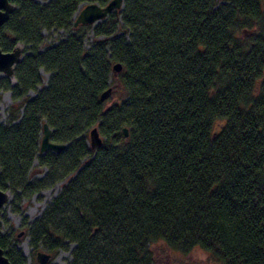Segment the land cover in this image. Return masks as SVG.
Listing matches in <instances>:
<instances>
[{"label":"trees","instance_id":"trees-1","mask_svg":"<svg viewBox=\"0 0 264 264\" xmlns=\"http://www.w3.org/2000/svg\"><path fill=\"white\" fill-rule=\"evenodd\" d=\"M9 1L0 48L23 50L14 84L0 74L11 101L0 189L30 199L66 180L28 225L30 247L73 244L68 264H154L162 242L264 264V0H123L76 28L79 8L109 0ZM55 30L65 37L46 45L42 32ZM116 85L125 97L106 107L100 94ZM44 122L65 149L38 155ZM35 160L46 172L30 181ZM0 248L26 263L1 233Z\"/></svg>","mask_w":264,"mask_h":264},{"label":"rangeland","instance_id":"rangeland-1","mask_svg":"<svg viewBox=\"0 0 264 264\" xmlns=\"http://www.w3.org/2000/svg\"><path fill=\"white\" fill-rule=\"evenodd\" d=\"M39 4H46L49 0H34ZM46 45H52L62 40L65 33L61 30L46 32L43 31ZM82 42L85 49H88L92 43V30L86 29L82 34ZM23 50V46L19 45ZM42 86L45 85L47 75L40 71ZM12 84L14 81L12 80ZM110 96L105 100V106L108 107L112 103L119 102L125 95L122 89L116 85L112 86ZM41 87H37L40 90ZM34 92H29V97H33ZM11 106L10 93L8 91H0V123L6 122L7 111ZM86 141L89 145L88 132L86 133ZM46 169L39 166L35 160L29 173V180H40L44 176ZM66 180L56 183L53 187L44 189L34 194L30 199H15L10 193L7 201L0 209V233L7 236L11 245H14L25 258V264H38L35 260V253L39 250L46 253V248L39 245L36 249L30 247L28 236V225L36 220L43 209L55 198ZM20 234V235H19ZM74 247L69 244L66 249H59L55 253H50L51 258L48 264H68L70 262V252ZM154 253V264H221L210 253L194 248L186 253L169 249L162 242H155L151 245ZM25 252V253H24Z\"/></svg>","mask_w":264,"mask_h":264},{"label":"water","instance_id":"water-1","mask_svg":"<svg viewBox=\"0 0 264 264\" xmlns=\"http://www.w3.org/2000/svg\"><path fill=\"white\" fill-rule=\"evenodd\" d=\"M123 0H109L105 6H100L97 3H87L75 14L73 27L76 28L79 25L95 26L96 24L104 21L107 16L122 8ZM15 10V5L9 0H0V26H2L9 18L10 14ZM22 49L19 45H15L9 52H3L0 48V74L14 80L13 69L16 64L21 60ZM122 66L120 63L112 65L113 74H117L121 71ZM112 88H107L100 94V101H105L111 94ZM124 136H127V129L123 128ZM51 129L44 122L42 124V136L39 144L38 155H43L46 152L58 153L65 149L66 144H57L50 140ZM89 146L91 150L101 146L102 138L99 135L97 127H92L88 130ZM9 197L7 191L0 189V209L3 207ZM20 235V234H19ZM51 255L44 251H37L35 253V260L38 264H48ZM0 264H10L3 250L0 248Z\"/></svg>","mask_w":264,"mask_h":264},{"label":"bare ground","instance_id":"bare-ground-1","mask_svg":"<svg viewBox=\"0 0 264 264\" xmlns=\"http://www.w3.org/2000/svg\"><path fill=\"white\" fill-rule=\"evenodd\" d=\"M11 82H12V80H11ZM101 137V136H100ZM102 138V137H101ZM102 143H103V138H102ZM102 145V144H101ZM100 147V146H99ZM89 148H90V146H89ZM25 253V252H24Z\"/></svg>","mask_w":264,"mask_h":264}]
</instances>
